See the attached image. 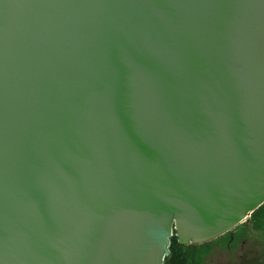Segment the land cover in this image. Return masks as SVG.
<instances>
[{
  "label": "water",
  "instance_id": "1",
  "mask_svg": "<svg viewBox=\"0 0 264 264\" xmlns=\"http://www.w3.org/2000/svg\"><path fill=\"white\" fill-rule=\"evenodd\" d=\"M264 202V0H0V264H162Z\"/></svg>",
  "mask_w": 264,
  "mask_h": 264
},
{
  "label": "rangeland",
  "instance_id": "2",
  "mask_svg": "<svg viewBox=\"0 0 264 264\" xmlns=\"http://www.w3.org/2000/svg\"><path fill=\"white\" fill-rule=\"evenodd\" d=\"M248 219L230 231L233 242L229 246L226 235L210 240L201 250L200 264H264V227L257 229Z\"/></svg>",
  "mask_w": 264,
  "mask_h": 264
},
{
  "label": "flooded vegetation",
  "instance_id": "3",
  "mask_svg": "<svg viewBox=\"0 0 264 264\" xmlns=\"http://www.w3.org/2000/svg\"><path fill=\"white\" fill-rule=\"evenodd\" d=\"M232 229H234V228H232ZM231 230L220 235V236H225V235L227 236V240L229 242L228 246L233 242V233L230 232ZM172 234H174V231L171 232V235ZM209 242L210 241L200 243V244H191V243L180 244L176 240L178 247L176 249V255H175L176 257L175 258L177 259V261L180 264H200V261L202 260V257L200 256L201 250L207 248L209 246ZM171 258L169 259L167 264H174V260H172Z\"/></svg>",
  "mask_w": 264,
  "mask_h": 264
},
{
  "label": "trees",
  "instance_id": "4",
  "mask_svg": "<svg viewBox=\"0 0 264 264\" xmlns=\"http://www.w3.org/2000/svg\"><path fill=\"white\" fill-rule=\"evenodd\" d=\"M248 223H253L257 229L264 227V202L249 215ZM177 247L175 236L172 234L169 238L168 255L163 258L162 264H167L171 257L174 264H180L175 258Z\"/></svg>",
  "mask_w": 264,
  "mask_h": 264
}]
</instances>
